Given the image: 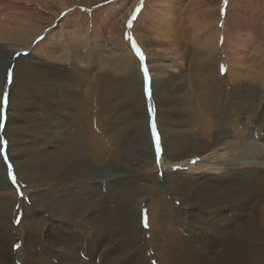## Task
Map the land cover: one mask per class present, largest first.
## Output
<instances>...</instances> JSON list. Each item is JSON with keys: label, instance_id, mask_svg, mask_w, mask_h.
<instances>
[{"label": "bare ground", "instance_id": "1", "mask_svg": "<svg viewBox=\"0 0 264 264\" xmlns=\"http://www.w3.org/2000/svg\"><path fill=\"white\" fill-rule=\"evenodd\" d=\"M129 53L128 75L120 86L107 83L73 61L63 74L41 71L37 83L31 73L24 75L26 82L35 88L37 100L41 98L38 105L35 99L27 101L29 94H24L13 106L17 120L12 132L8 130L10 137H14L9 144L10 159L20 180L41 185L51 196L54 193L58 209L43 206L48 211L41 209V215L33 211L31 218L26 211L15 229L9 222L11 217L8 222L7 217H0V264H15V259L19 264H122L115 238L105 230L99 231V221L106 219L109 203L77 197H80L78 193L89 190L102 191L110 182L101 183L94 178L95 174L128 161L138 162L139 192L160 189L157 184L149 185L157 179L148 173L153 170L155 153L149 116L143 108L147 97L145 78L137 58ZM216 66L214 54L203 60L201 71L208 79L205 91L204 85L199 88L194 81V69L182 72L180 84L175 83V87L179 86L178 94L172 98L171 108L169 96L174 97L173 89L166 87L160 91L161 83L153 88V98H158L157 125L162 135L164 160L177 164L201 158L203 163L191 169L207 166L210 175L196 177L169 172L163 186L169 189V201L162 196L146 200L152 205L146 213L148 247L159 264H264V172L261 171L264 168L236 182L231 179L237 166L245 164L249 168L250 160L264 157L262 144L256 139L249 141L253 136L262 138L264 96L257 91H252V95L248 89L240 94L229 88L218 67L215 72ZM148 67L151 70L149 63ZM126 97L137 100L134 102L137 109L128 115V121L109 123L114 114L124 109L121 105ZM159 103L168 105V110H163ZM228 136L233 140L229 141ZM131 144L137 154L127 152ZM225 149L226 153L219 152ZM208 159L210 167L204 163ZM0 161L2 177L6 167L1 155ZM224 165L236 168L227 170L223 177L213 173L225 169ZM69 191L73 197L58 198L59 193ZM0 197L5 203L2 214L10 206L14 208L15 200L8 193L2 192ZM33 200L37 205V200ZM176 201H180L176 203L179 206ZM136 205L126 234L128 243L123 245L129 248L128 254L133 255L135 264H151L146 256L141 210ZM129 214L125 210V215ZM49 224L51 228L43 234L42 229ZM83 247L88 249L91 261L83 259Z\"/></svg>", "mask_w": 264, "mask_h": 264}, {"label": "rangeland", "instance_id": "2", "mask_svg": "<svg viewBox=\"0 0 264 264\" xmlns=\"http://www.w3.org/2000/svg\"><path fill=\"white\" fill-rule=\"evenodd\" d=\"M130 51L137 58L136 61L141 66L140 72L145 78L147 97L146 107L143 108L149 116V129L155 153V161H150L154 166L153 170L148 173L151 178L157 179L156 183L149 185L157 184L160 189L144 194L139 192L136 169L138 162L128 161L125 165L119 163L117 166L99 170L94 178L101 183L110 184L103 187L99 193L92 190L78 193L80 197L77 199L90 197L105 205L109 203V212L105 210L106 219L104 217L99 221V231L105 230L115 238V244L120 251L117 254L122 255V264H135L133 255L128 254L129 248L124 245L128 243V227L133 221V207L137 204L138 211L141 210L143 239L147 243L146 256L151 264H159L148 247L150 234L147 231V214L152 205L146 203V200L149 197L162 196L169 201V189L163 188L169 172H182L196 177L210 175H207V166L199 170L191 169L197 163H203L201 158L177 164L164 160L162 135L157 125L158 98H153V88L157 87V83H161L160 91L166 87L173 89L174 97L169 96L171 108L174 102L172 98L178 94L179 86L175 85L177 82L180 84V74L194 69V81L198 83L199 88L204 85L205 91L208 79L201 67L203 60L214 54L217 65L215 72L218 67L219 75L227 79L229 88L240 94L243 89H248L252 95V91H257L264 96V0H0V155L6 167V174L0 177V193H8L15 200L12 203L14 208L10 206L3 214L0 212V217L8 218L7 222L11 217L9 222L15 229L20 225L26 211H29L31 218L33 211L41 215V209H58L54 193L51 196L41 185H30L20 180L10 159L12 155L9 144L14 137H10L8 130L12 132L13 124L17 120L13 106L24 94H29L27 101L37 100L35 88L26 82L24 75L31 73L37 83L41 71L63 74L66 68H71L70 61H73L84 70L93 71L100 78H104L107 83L120 86L128 75L126 66L130 62ZM148 63L152 67L151 70ZM183 84L184 80L179 89ZM172 89L169 90L170 93ZM40 98L41 96L37 100L38 105ZM126 99L122 100L121 106H124V109L121 108L114 114L109 123L116 125L114 120L126 122L128 115L137 109V100L129 97ZM162 107L163 110H168V105ZM128 109H132L131 112L127 113ZM261 137L253 136L249 141L256 139V142L264 147V131L261 132ZM228 140L232 141V136H228ZM226 151L227 149L219 152ZM127 152L137 154L133 144ZM204 163L212 166L209 159ZM250 163L249 168L245 164L237 166V171L231 176L233 182L264 168V157L252 159ZM224 166L222 167L225 169L213 173L223 177L227 170L236 168ZM2 184L11 190L4 188ZM65 196L73 197L69 191L59 193L58 198ZM2 198L0 197V211L5 204ZM142 198L145 201H141ZM33 199L37 200V205ZM179 202L176 201L175 204ZM125 210L129 211L128 216L125 215ZM45 217L48 215L45 214ZM50 228V224L45 226L42 229L43 234ZM89 228L88 226L87 230L90 231ZM109 240L111 243L112 240ZM15 247L17 245H14ZM81 251L83 259L91 261L88 249L83 247ZM97 257L95 262L99 261ZM15 264H19L16 259Z\"/></svg>", "mask_w": 264, "mask_h": 264}]
</instances>
